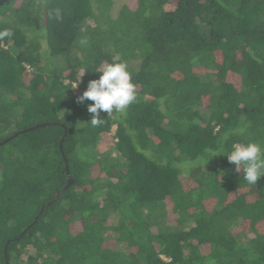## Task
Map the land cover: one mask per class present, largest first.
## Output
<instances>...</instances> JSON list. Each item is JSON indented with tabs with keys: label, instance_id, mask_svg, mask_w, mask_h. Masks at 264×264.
<instances>
[{
	"label": "trees",
	"instance_id": "1",
	"mask_svg": "<svg viewBox=\"0 0 264 264\" xmlns=\"http://www.w3.org/2000/svg\"><path fill=\"white\" fill-rule=\"evenodd\" d=\"M115 6L0 0V264H264V177L226 155L264 146V0ZM112 62L137 100L92 126Z\"/></svg>",
	"mask_w": 264,
	"mask_h": 264
},
{
	"label": "clouds",
	"instance_id": "2",
	"mask_svg": "<svg viewBox=\"0 0 264 264\" xmlns=\"http://www.w3.org/2000/svg\"><path fill=\"white\" fill-rule=\"evenodd\" d=\"M56 16H60L59 9L56 10ZM0 35L7 36L10 33L5 31ZM96 72L101 73L99 78L90 80L87 89L77 98L78 103L93 102L87 109L92 114V126H99L104 122L100 118L101 112L123 113L137 100L133 77L125 62L109 63ZM216 155H220L219 150L214 156ZM226 155L228 161L235 166V171H242L243 179L249 185L256 186L260 178L264 177V146L259 142L234 143Z\"/></svg>",
	"mask_w": 264,
	"mask_h": 264
},
{
	"label": "rangeland",
	"instance_id": "3",
	"mask_svg": "<svg viewBox=\"0 0 264 264\" xmlns=\"http://www.w3.org/2000/svg\"><path fill=\"white\" fill-rule=\"evenodd\" d=\"M124 2H125V0H115V5L120 6ZM28 70L30 71L29 68H28ZM114 131H115V126H113L111 128V131L109 133H107L105 136H103L100 139V141L97 143L96 150L99 153L103 154V153H109L110 152L111 154H115L114 143H115L116 139L113 137Z\"/></svg>",
	"mask_w": 264,
	"mask_h": 264
},
{
	"label": "water",
	"instance_id": "4",
	"mask_svg": "<svg viewBox=\"0 0 264 264\" xmlns=\"http://www.w3.org/2000/svg\"><path fill=\"white\" fill-rule=\"evenodd\" d=\"M27 130H29V129H25V130H23L22 132H25V131H27ZM13 136H16V134L13 135ZM9 138H11V137H9ZM9 138H8V139H9ZM8 139H7V140H8ZM5 141H6V140H5ZM5 141L1 142L0 144L4 143ZM70 183H71V180L69 179V180H68V184H67V186H68Z\"/></svg>",
	"mask_w": 264,
	"mask_h": 264
}]
</instances>
